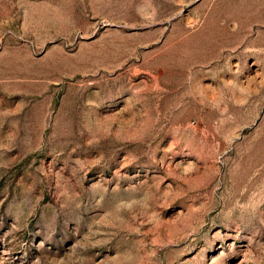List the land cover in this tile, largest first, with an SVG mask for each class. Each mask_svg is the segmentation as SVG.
I'll list each match as a JSON object with an SVG mask.
<instances>
[{
    "label": "rangeland",
    "instance_id": "obj_1",
    "mask_svg": "<svg viewBox=\"0 0 264 264\" xmlns=\"http://www.w3.org/2000/svg\"><path fill=\"white\" fill-rule=\"evenodd\" d=\"M0 264H264V0H0Z\"/></svg>",
    "mask_w": 264,
    "mask_h": 264
}]
</instances>
